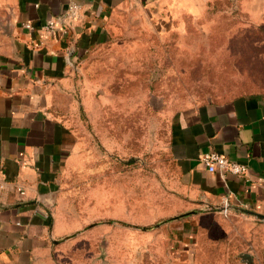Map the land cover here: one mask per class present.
I'll return each mask as SVG.
<instances>
[{"label": "crops", "instance_id": "0c3cea01", "mask_svg": "<svg viewBox=\"0 0 264 264\" xmlns=\"http://www.w3.org/2000/svg\"><path fill=\"white\" fill-rule=\"evenodd\" d=\"M208 1L0 0V264H75L80 257L56 205L79 147L84 70L91 54L111 45L120 13L138 7L149 20L179 19ZM71 3L80 7V15L68 33L61 26L44 33L41 26L61 19ZM166 151L178 195L188 199L185 213L144 232L149 243L124 253L125 259L131 264H264V221L254 216H264V94L177 111ZM208 153L243 165L246 173H209L200 163ZM222 199L230 214L219 215V224L231 229L229 239L218 225L200 224L197 214L218 208ZM82 238L77 240L85 242ZM115 241L116 236L108 240L112 252L103 259L120 264L114 262Z\"/></svg>", "mask_w": 264, "mask_h": 264}, {"label": "rangeland", "instance_id": "374dc122", "mask_svg": "<svg viewBox=\"0 0 264 264\" xmlns=\"http://www.w3.org/2000/svg\"><path fill=\"white\" fill-rule=\"evenodd\" d=\"M203 3L179 19L149 20L140 8H127L111 45L90 55L79 147L56 205L80 255L75 264H111L103 258L112 236L114 262L131 264L124 253L149 243L144 232L185 213L188 199L178 195L166 154L177 111L264 94V0ZM197 214L229 239L216 211Z\"/></svg>", "mask_w": 264, "mask_h": 264}, {"label": "built area", "instance_id": "2783aa9c", "mask_svg": "<svg viewBox=\"0 0 264 264\" xmlns=\"http://www.w3.org/2000/svg\"><path fill=\"white\" fill-rule=\"evenodd\" d=\"M80 15V7L74 3L68 5L65 14L61 19H49L42 26L41 30L44 33L51 34L55 31L57 27H62V33H68V27L75 21ZM24 27L27 29L31 28L29 25L25 24ZM200 163L206 168L209 173H229L232 175L243 176L246 173V167L243 165L231 162L227 160L223 155L217 153L204 154L200 158ZM220 216L226 218L230 214V208L228 201L222 199L219 207L213 209Z\"/></svg>", "mask_w": 264, "mask_h": 264}, {"label": "water", "instance_id": "95a60500", "mask_svg": "<svg viewBox=\"0 0 264 264\" xmlns=\"http://www.w3.org/2000/svg\"><path fill=\"white\" fill-rule=\"evenodd\" d=\"M248 214H252V215H254L253 213H248ZM254 216H256V218H258V219L264 221V216H263V215L255 214Z\"/></svg>", "mask_w": 264, "mask_h": 264}, {"label": "trees", "instance_id": "16d2710c", "mask_svg": "<svg viewBox=\"0 0 264 264\" xmlns=\"http://www.w3.org/2000/svg\"><path fill=\"white\" fill-rule=\"evenodd\" d=\"M209 210H212V211H214L213 209H209Z\"/></svg>", "mask_w": 264, "mask_h": 264}]
</instances>
